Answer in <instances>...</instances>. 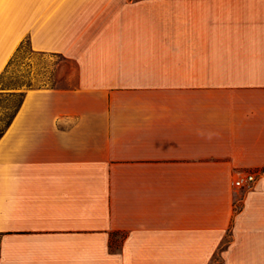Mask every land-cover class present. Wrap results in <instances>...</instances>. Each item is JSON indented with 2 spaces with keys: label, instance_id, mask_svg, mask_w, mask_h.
<instances>
[{
  "label": "crops",
  "instance_id": "1",
  "mask_svg": "<svg viewBox=\"0 0 264 264\" xmlns=\"http://www.w3.org/2000/svg\"><path fill=\"white\" fill-rule=\"evenodd\" d=\"M25 39L78 83L0 139V264H264V0H0Z\"/></svg>",
  "mask_w": 264,
  "mask_h": 264
},
{
  "label": "rangeland",
  "instance_id": "2",
  "mask_svg": "<svg viewBox=\"0 0 264 264\" xmlns=\"http://www.w3.org/2000/svg\"><path fill=\"white\" fill-rule=\"evenodd\" d=\"M28 46V45H27ZM24 59L13 67V70L25 74L26 80L31 79L37 84L46 87H74L78 83L77 64L73 60L56 55H44L36 51H30L28 47L23 52ZM12 74H15L14 72ZM229 237L226 236L227 240ZM213 264H222L218 255Z\"/></svg>",
  "mask_w": 264,
  "mask_h": 264
},
{
  "label": "trees",
  "instance_id": "3",
  "mask_svg": "<svg viewBox=\"0 0 264 264\" xmlns=\"http://www.w3.org/2000/svg\"><path fill=\"white\" fill-rule=\"evenodd\" d=\"M26 47H28L30 51H34L30 46L29 40H23L0 74V139L3 137L20 111L27 91L33 88L46 87L44 84L35 85L31 79L26 80L27 76L25 74L17 73L20 71L19 69L13 70V67L24 59L23 52ZM13 72L15 74H12ZM229 235L230 232H228L227 237H230ZM229 240L230 239L224 241L221 246L222 249L229 243Z\"/></svg>",
  "mask_w": 264,
  "mask_h": 264
},
{
  "label": "built area",
  "instance_id": "4",
  "mask_svg": "<svg viewBox=\"0 0 264 264\" xmlns=\"http://www.w3.org/2000/svg\"><path fill=\"white\" fill-rule=\"evenodd\" d=\"M256 180L254 173H247L239 176V178L234 180V185L237 188H242L244 186L252 184Z\"/></svg>",
  "mask_w": 264,
  "mask_h": 264
}]
</instances>
